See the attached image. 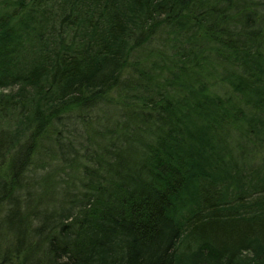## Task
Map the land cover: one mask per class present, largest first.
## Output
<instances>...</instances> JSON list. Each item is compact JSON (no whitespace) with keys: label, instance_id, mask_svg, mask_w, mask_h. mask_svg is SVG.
Returning a JSON list of instances; mask_svg holds the SVG:
<instances>
[{"label":"trees","instance_id":"obj_1","mask_svg":"<svg viewBox=\"0 0 264 264\" xmlns=\"http://www.w3.org/2000/svg\"><path fill=\"white\" fill-rule=\"evenodd\" d=\"M14 87L0 264H264V0H0Z\"/></svg>","mask_w":264,"mask_h":264},{"label":"rangeland","instance_id":"obj_2","mask_svg":"<svg viewBox=\"0 0 264 264\" xmlns=\"http://www.w3.org/2000/svg\"><path fill=\"white\" fill-rule=\"evenodd\" d=\"M14 89H16V87H14V88H4V89H0V93H2V92H10V91H12V90H14ZM111 110H114V109L111 108ZM101 112H102V109H99V111L97 112V113H98V116L95 117V118H96V122H95L94 124H98L99 117L101 116L99 113H101ZM97 113H96V114H97ZM103 114H104V116L101 117V119L105 120L106 112H104ZM101 121H102V120H101ZM101 121H99V123H100ZM80 122H81V120H80ZM79 124H80V123H79ZM78 126H79V125H78ZM97 126H99V124H98ZM97 126H96V127H97ZM79 127H80V126H79ZM94 131H95V130H94ZM100 136L102 137V135L99 133V135H97L96 138H97V139H100ZM53 168L64 169L65 166H61V165H59V162L55 161V163H54V165H53ZM51 169H52V168L50 167L49 170H51ZM50 173H51V172H49V171H48V173H47L46 171H43V172L39 173V176L46 177V175H47V174H50Z\"/></svg>","mask_w":264,"mask_h":264}]
</instances>
